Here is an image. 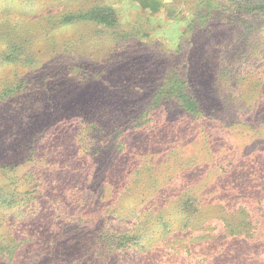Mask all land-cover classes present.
<instances>
[{
  "label": "trees",
  "instance_id": "16d2710c",
  "mask_svg": "<svg viewBox=\"0 0 264 264\" xmlns=\"http://www.w3.org/2000/svg\"><path fill=\"white\" fill-rule=\"evenodd\" d=\"M196 2L166 52L103 2L0 0V264H264V0Z\"/></svg>",
  "mask_w": 264,
  "mask_h": 264
},
{
  "label": "rangeland",
  "instance_id": "374dc122",
  "mask_svg": "<svg viewBox=\"0 0 264 264\" xmlns=\"http://www.w3.org/2000/svg\"><path fill=\"white\" fill-rule=\"evenodd\" d=\"M74 1V0H73ZM88 4L95 2H103L111 6L119 20L123 25L132 27L135 31L142 30L151 36V41H157L163 50L172 51L179 44L180 38L187 30L191 20L193 19V9L197 0H163L164 7L156 13L150 10L142 9L141 5L134 0H86ZM172 109V111H171ZM178 118V110L173 109V105L168 107V112L162 115V122ZM211 130H207L212 136L210 146L212 148L211 155H223L229 153L228 146L242 149L248 145V148H253L251 136L246 134L239 135L238 132L233 130H224L217 124H212ZM165 130V129H164ZM181 133V131H180ZM200 130H193L190 133L184 134L186 141L189 143L185 148L188 153L198 150L202 143V133ZM139 136V135H138ZM180 138L174 136V140ZM203 155V153H201Z\"/></svg>",
  "mask_w": 264,
  "mask_h": 264
}]
</instances>
